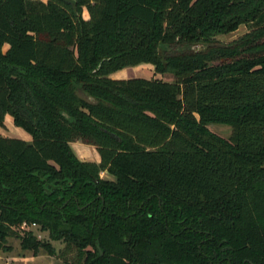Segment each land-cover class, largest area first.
<instances>
[{
    "label": "trees",
    "instance_id": "trees-1",
    "mask_svg": "<svg viewBox=\"0 0 264 264\" xmlns=\"http://www.w3.org/2000/svg\"><path fill=\"white\" fill-rule=\"evenodd\" d=\"M139 64L171 80L108 76ZM5 114L0 251L53 255L37 225L81 264H264V0H0Z\"/></svg>",
    "mask_w": 264,
    "mask_h": 264
},
{
    "label": "rangeland",
    "instance_id": "rangeland-1",
    "mask_svg": "<svg viewBox=\"0 0 264 264\" xmlns=\"http://www.w3.org/2000/svg\"><path fill=\"white\" fill-rule=\"evenodd\" d=\"M82 16L84 18L87 17L85 11L82 12ZM248 30L249 26L247 24H241L232 32L216 34L214 39L217 42L226 44ZM5 47L6 46L3 45L2 49L4 50ZM110 74L112 77L116 78L144 77L160 78L165 80L171 79V75L168 73H154L151 64H139L132 67H125L111 72ZM207 128L211 132L223 138H227L231 132L230 126L222 123H209ZM0 134L7 137H17L15 135V125L12 121L7 122L6 125L0 126ZM70 147L78 159L85 161H98V155L94 146L81 143L80 141H73L70 143ZM99 177L112 179L111 176L104 171L99 173ZM27 227L32 231L36 238L48 241L54 249V254L48 255L41 250L37 255L32 256L30 252L20 250L18 240L16 238L8 237L6 241L10 250L0 251V264H81V259L78 257L76 258V252L74 249L65 247L62 241L49 240L47 233L40 231L37 225H29L26 226V228Z\"/></svg>",
    "mask_w": 264,
    "mask_h": 264
},
{
    "label": "crops",
    "instance_id": "crops-1",
    "mask_svg": "<svg viewBox=\"0 0 264 264\" xmlns=\"http://www.w3.org/2000/svg\"><path fill=\"white\" fill-rule=\"evenodd\" d=\"M110 78H116V77H112L111 74L108 75ZM165 80V79H163ZM171 79L169 80H166V81H170ZM7 122H11V117L7 114L4 115L3 117V125H6ZM15 135L18 137V138H21L22 140L24 141H29L30 140V136L25 132L23 131L20 127H17L15 126ZM0 136H4V135H1ZM96 162V161H94Z\"/></svg>",
    "mask_w": 264,
    "mask_h": 264
},
{
    "label": "built area",
    "instance_id": "built-area-1",
    "mask_svg": "<svg viewBox=\"0 0 264 264\" xmlns=\"http://www.w3.org/2000/svg\"><path fill=\"white\" fill-rule=\"evenodd\" d=\"M20 227H22V228L25 227L24 223H22V224L20 225Z\"/></svg>",
    "mask_w": 264,
    "mask_h": 264
}]
</instances>
